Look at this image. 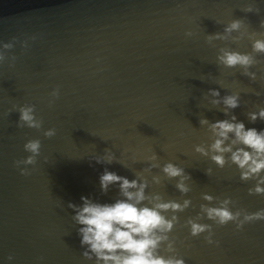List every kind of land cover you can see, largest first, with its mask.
<instances>
[{"label":"water","instance_id":"95a60500","mask_svg":"<svg viewBox=\"0 0 264 264\" xmlns=\"http://www.w3.org/2000/svg\"><path fill=\"white\" fill-rule=\"evenodd\" d=\"M249 4L253 11H244ZM240 18L250 31H264V0H0V40L17 37L8 50L15 65L7 60L0 65V264H91L80 254L68 202L79 204L82 195L111 202L118 189L101 193L104 168L131 179L152 151L161 163L172 160L191 175L187 196L195 207L178 214L181 224L206 203L202 192L231 196L236 207L248 211L264 208V195L247 193L254 181H241L234 165L220 169L194 152L196 144L210 142L201 116L225 118L205 99L209 88L221 95L240 91L237 118L246 127L264 128V121L250 123L246 116L264 106V80L250 82L239 68L216 63L220 47L250 51V41L205 39ZM189 29L193 35L186 37ZM31 35L36 39L22 50L19 40ZM259 59L253 69L258 77L264 56ZM56 86L60 96L49 105ZM24 103L36 105L41 130L17 127L18 112L7 114L13 104ZM49 127L56 134L44 137ZM31 138L41 140V153L27 166L30 174L21 175L13 161L28 155L23 144ZM106 148L129 167L90 159ZM208 167L211 176L204 171ZM174 183L165 179L149 191L182 199ZM213 227L218 247L207 244L203 234L189 236L179 224L173 230L183 241L177 247L187 264H264V221L239 231L231 222Z\"/></svg>","mask_w":264,"mask_h":264},{"label":"clouds","instance_id":"9594fccd","mask_svg":"<svg viewBox=\"0 0 264 264\" xmlns=\"http://www.w3.org/2000/svg\"><path fill=\"white\" fill-rule=\"evenodd\" d=\"M243 10L253 11V7L249 4ZM223 25V31L205 35L209 44L216 40L236 42L246 37L250 41L251 50L240 51L222 46L217 51L216 63L224 68H239L240 73L248 77L250 82H255L258 78L264 80V70L260 72L259 77L258 72L253 70L254 66L261 62L259 57L264 56V31H250L249 25L242 18L231 19ZM260 27L264 29V20L260 21ZM192 35L190 29L185 31L186 37ZM35 39L36 36L31 35L19 40L21 49L27 50L30 47L29 41ZM16 42L15 36L8 41L0 40V65L6 60L9 67L15 65L17 58L15 55H9L8 50L13 49ZM96 59L99 61L100 57ZM217 83L223 87L222 82ZM253 94L261 95L255 90ZM48 95V103L52 105L60 96L59 86L53 87ZM205 99L212 106H217L225 118L210 121L201 116L199 124L207 129L210 142L206 145L196 144L194 152L208 158L220 169L226 165H234L241 181H254V184L247 188V193L264 195V128L246 127L244 121L237 118L233 110L241 104L240 91H229L221 95L218 88H209ZM255 107L256 110L246 113L250 123L264 121V106ZM12 111L19 114L17 127L42 129L43 121L36 113L35 104H13L7 114ZM55 134L54 127L43 129L44 137L50 138ZM23 149L28 155L14 160L13 163L21 175H29L31 170L27 166L37 163L41 153V140L27 139ZM90 159L98 164L117 161L122 166L129 167L126 160L117 157L107 148L102 155H95ZM131 161L137 162L134 154ZM143 162L145 166L135 171L131 179L104 168L99 175L101 193H107L113 187L118 189L111 202H100L84 195L80 197L79 204L68 202V208L73 210L71 220L79 237L80 254L91 264H187L177 247L178 243L183 241L173 234L178 224L187 228L189 236L199 237L203 234L207 244L218 247L220 241L214 239L213 225L225 226L231 222L239 231L248 223L264 221V208L248 211L236 207V201L231 196L221 198L209 192H202L201 199L206 203H200L195 215L187 217L181 224L178 214L195 207L192 199L187 196L191 191V175L185 171V167L172 160L161 163L155 151L146 155ZM154 169L158 170L157 174H152ZM204 171L208 176L213 174L212 167ZM146 174H151L150 179ZM165 179L175 181L174 188L182 199H165L161 192L149 191L150 186L161 185ZM6 259L12 261L13 256L9 254Z\"/></svg>","mask_w":264,"mask_h":264}]
</instances>
